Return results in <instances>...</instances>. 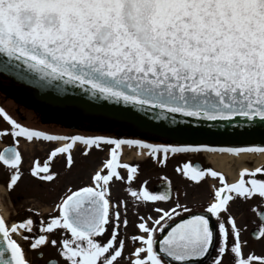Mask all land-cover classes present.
Returning <instances> with one entry per match:
<instances>
[{
  "label": "snow or ice",
  "instance_id": "6c2138e0",
  "mask_svg": "<svg viewBox=\"0 0 264 264\" xmlns=\"http://www.w3.org/2000/svg\"><path fill=\"white\" fill-rule=\"evenodd\" d=\"M0 53L23 61L45 80L87 87L94 97L152 112L155 120L181 114L197 121L264 125V0H0ZM0 115L10 125L0 135H11L16 144L21 137L64 142L52 147L43 163L33 161L30 173L43 181L57 175L50 162L58 154H67V167L72 166L75 142L88 146L84 155L93 147L103 151L105 144L114 146L90 184L66 189L55 205L58 215L38 222L28 216L11 225L0 217V264H30L14 234L30 241L32 250L55 248L57 258L46 264H194L213 247L216 254L209 264H225L226 256L227 264H264V255L244 253L247 241L229 211L235 200H258L250 206L260 221L252 235L264 241V178H257L264 176V167H244L228 182L211 168L177 166L193 182L206 174L219 179L206 207L197 211L180 203L178 194L173 201L169 188L150 190L147 180L131 187L138 166L121 163L118 151L125 144L145 147L163 165L169 152H264V146L217 149L104 135H53L21 125L3 108ZM170 123H177L175 115ZM22 159L16 146L0 151V162L11 170L8 189L20 179ZM120 168L127 170L126 178ZM125 179L133 211L139 205H169L150 209L155 216H138V231L131 236L121 235L129 224L128 201H113L110 191L114 180ZM58 229H64L62 238L50 240L48 234ZM126 239L135 244L127 256Z\"/></svg>",
  "mask_w": 264,
  "mask_h": 264
},
{
  "label": "rangeland",
  "instance_id": "374dc122",
  "mask_svg": "<svg viewBox=\"0 0 264 264\" xmlns=\"http://www.w3.org/2000/svg\"><path fill=\"white\" fill-rule=\"evenodd\" d=\"M3 102L14 109L15 105L9 101L2 98ZM13 104V105H12ZM20 116L24 117V122H28L31 125L38 127V129L50 131L54 134H63L68 133V130L64 129L63 126L60 124H52L50 126H46L45 124H39L32 121L31 113L27 110L21 109ZM22 120V121H23ZM111 123H104L103 127H105L102 131H108ZM109 132V131H108ZM71 134H85L83 131H70ZM86 134H90L89 131ZM104 136H109V134H103ZM7 137L1 136L0 137V147L6 142ZM18 150L22 154V163L20 165V172L21 176L18 182L11 188L8 189L5 183H8L9 175L8 171L0 164V206L3 212L1 215L5 221L11 225L14 222H18L28 216H31L35 221H39L41 218L47 220L50 215H58L59 213L55 210V205L59 202L61 196L65 193V186H64V173L66 170L64 169V158L65 154H58L53 160L50 162L51 164V171L56 172L57 175L55 178L48 182L40 180L30 173V168L34 160L39 159L41 163H43L50 152L52 147L57 146V144H61L63 141L59 142H49L45 140H37L34 139L33 141L29 142L27 140L18 139ZM110 146L105 144L103 146L104 150H92L88 152V154L83 157L81 156V151L83 149V145L75 144L74 148L71 151L72 158L74 159L72 169V176L74 173L77 174L79 170V165L81 162H86L88 168L92 166L91 170L94 171L93 162L96 158L106 159L108 157V151ZM133 148L126 147L123 145L122 148V156L120 155V159L127 163L137 165L138 172L135 175L134 180L131 182V187L138 188L139 185L147 180L150 190L155 183L159 181L162 175V169L160 165L157 166L149 156L146 159V156L149 155L148 152L142 148L141 152L138 150H131ZM100 155V156H97ZM207 161V158L205 159ZM209 162V161H208ZM101 163L98 165L100 166ZM121 175L125 178L127 176L126 169H120ZM182 175V174H181ZM172 176V174H170ZM231 178L232 180L236 179ZM76 178H73V180ZM182 187L181 191L179 190L178 195L183 199L186 203V206H206L209 202V198L212 192V186H220L219 179H214L209 176H205L201 179L200 182H194V184L189 183L188 178H185L182 175ZM77 182V180H76ZM72 182L71 184H73ZM129 186V182L126 181H118L114 180V201L118 199H125L128 201V220L129 224L126 230H121V235L124 236L125 232L128 236H131L136 231H138L134 225L137 222L138 216H147L153 215L155 216V212H150V209L154 207H162L163 204L155 205V204H148L139 205L137 206V211H133L134 201L133 198L128 194L126 188ZM194 196L192 198L191 196ZM112 198V197H111ZM192 201V203H189ZM258 200H249L245 206L246 209L243 213V216L240 217V212H242L241 206L243 203L234 201L232 202L229 211L232 215L235 216L238 226L241 228V239L247 241L246 246L244 247L243 251L245 254L249 252H253L256 255H264V241L254 239L250 235L249 225L247 224L248 221L245 218H249V221L254 219L255 212L251 211L250 206L253 204H257ZM239 206V207H238ZM243 207V206H242ZM34 210V211H30ZM123 211V210H122ZM239 216V217H238ZM111 226H109L110 228ZM64 232V229H58L57 231L48 234L49 239H57L60 240L61 233ZM28 235V233H25ZM159 236V234H158ZM13 238L17 239L18 242L22 245L26 258L30 261V264H45V261L49 259H56L57 252L56 249L51 247L50 245L44 246L42 248H38L37 250H32L30 248V241L23 240L20 238L19 235L14 234ZM106 237H101V239H105ZM135 246L134 242L131 240L126 239V248H125V256L128 255V252ZM42 253V254H41ZM216 254L215 247L211 250L210 254L204 258L200 262H196L194 264H209L212 257ZM38 255H41L40 257ZM227 256L225 257V264H227ZM123 264V261L121 262Z\"/></svg>",
  "mask_w": 264,
  "mask_h": 264
},
{
  "label": "water",
  "instance_id": "95a60500",
  "mask_svg": "<svg viewBox=\"0 0 264 264\" xmlns=\"http://www.w3.org/2000/svg\"><path fill=\"white\" fill-rule=\"evenodd\" d=\"M0 74L11 83L19 84L29 91L34 98L33 103H36L34 108L39 110L40 105L49 106L60 112L71 110L80 117L100 119L105 123L126 127L138 135H149L179 144H208L217 149L264 146V125L259 122L249 125L238 120L197 121L181 114H169L168 120H155L152 112H140L123 102L94 97L87 87L67 84L58 79L45 80L28 68L23 61L9 60L2 53ZM173 115L176 117V124L170 123ZM164 187L169 188L167 184L160 182L154 185L153 190H161ZM250 235L256 239L252 233Z\"/></svg>",
  "mask_w": 264,
  "mask_h": 264
},
{
  "label": "flooded vegetation",
  "instance_id": "af4514ba",
  "mask_svg": "<svg viewBox=\"0 0 264 264\" xmlns=\"http://www.w3.org/2000/svg\"><path fill=\"white\" fill-rule=\"evenodd\" d=\"M2 98H5V100L11 101L15 105L14 109H11L10 107H8L3 102ZM33 102H34V98L29 91L25 90L19 84L11 83L5 76L0 75V108H3L5 110V112H7L13 119H15L18 123H20L23 126L30 127V128H33V129H36L39 131H45V130L38 129V127L31 125L28 122H24V120H23L24 117L20 116L21 109L29 111L32 115V117H31L32 121H34L36 124L37 123L45 124L46 126H50L54 123L60 124L61 126H63L64 129L68 130V133H63L61 135H69V136L75 135V134H71L70 131H74V130L76 131L77 130V131H83L85 133L83 135L109 134V137L121 138V139H142V140L146 141L147 143L179 144V143L167 141V140L160 139V138L153 137V136H149V135H138V134H135L129 130H127V131L124 130V131H120V132L114 131V124L111 125L112 128L109 132L108 131H102V126H103L104 122L100 119H90V118H86V117H80L76 114L75 111H71V110L60 112V111H57V110H55L49 106H45V105H40V110H39V109L34 108V104H36V103H33ZM37 106H38V104H37ZM8 127H10V125L8 124L7 121H5L3 119V116L0 115V130H2L4 128H8ZM88 131L90 134H86ZM45 132H48V133L53 134V135H58V134H54L53 132H50V131H45ZM1 136L7 137V140L0 147V151H2V149L9 147V146H16L18 148V144L15 143V141L13 140L11 135H0V137ZM20 139L26 140V138H22V137ZM40 140H42V139H40ZM52 142H59V141H52ZM62 143H64V142H62ZM75 144L83 145V149L81 151V154H82L81 156L85 157L86 155H84L83 153H84V150L88 146L82 144L81 142H75L74 145ZM74 145H73V149H75ZM57 146H59V144H57ZM108 146H110L109 148L114 147L113 145H108ZM125 146L133 148L131 150H136V151L139 150L140 152H141L142 148H144L146 152H149V150L145 147L130 146V145H126V144H125ZM122 148H123V145L118 150L120 152L121 156H122ZM235 148H245V147H235ZM92 150H98V149H95L93 147V148L89 149V152H91ZM70 151H72V150H70ZM208 153H219V154H227V155L238 154V153H229L226 151H219V150H217V151L199 150V151H187V152H178V153L169 152L167 154V157H166V163L163 165L158 164L150 155H147L146 159H148L150 156V158L152 160H154V163L156 166H157V164L160 165V168L162 169V175H161V178L159 179V181L157 183L161 182V183H164L165 185L167 184L169 189H170L171 199L173 201H175L177 194H178L179 190L181 191V187H182V181H181L182 175H181V173H178L176 171L177 166L182 165L183 163H192L193 165H199L203 169H206V168L213 169L211 163L208 162L209 160L208 159H207V161L205 160L207 158L206 154H208ZM239 153H245L247 155H254L255 156L259 153H264V152L243 151V152H239ZM160 155L163 157L164 154L161 153ZM97 156H100V155H97ZM119 160L121 163H127L125 161H122L120 159V156H119ZM73 163H74V159H73ZM99 163H101L100 157L96 158L93 162L94 171L99 167V165H98ZM0 164L5 168V170L8 171V175H9V179H10L11 170L8 167H6L5 165H3L2 162H0ZM63 166H64V169L66 170V172L64 173L65 192H66V189H68L69 187H71L73 190H75V188H77V187H82V186H85V185L91 183L90 177L94 173V171L93 170L91 172L88 171V170H91L92 166H90V168H88L86 162L83 161L80 163L78 173L77 174L74 173V176H72L73 171L71 169L73 164L70 168L67 167V154H65ZM257 166L264 167V164L255 165L252 158L250 157V158H246V160L244 161V166H242V168L247 167L249 169H252V168H255ZM120 169L122 170L124 168H120ZM236 169H238V167ZM170 174H172V176H170ZM223 175L226 177L228 182L233 181L232 179H230V176H228L226 174H223ZM205 176L211 177L210 174H206ZM237 177H238V175H237ZM73 178H76V179L73 180ZM165 178H167V179L165 180ZM257 178H264V176H261L258 174ZM214 179H218V178H214ZM76 180H77V182H76ZM188 181H189V183L194 184V182L191 181L190 179H188ZM72 182H74V183L71 184ZM157 183H155V184H157ZM5 184L7 186V183H5ZM153 187H152V190H153ZM164 188H161V190H163ZM110 191H111L112 200L114 201V181L110 185ZM191 197L194 198L195 195L194 196L192 195ZM238 201L243 203V205H242L243 207L241 206L242 212H240V215H239L240 217H242L243 213L246 209L245 204L249 200L248 201H242V200L238 199L237 202ZM179 202L186 205V203L183 201V199H181V197H180ZM189 203H192V201H189ZM162 204H163L162 207H168L169 206V205L164 204V203H162ZM187 207L193 208L197 211H202L206 206H187ZM245 219L248 221L247 224L249 225L250 234H251L253 232V230L259 225L260 221L257 218L256 213L254 214L253 220L251 219L249 221L248 217ZM213 222H215L214 218H213ZM166 230L167 229H165V231ZM109 231H110V228H109ZM159 236H160V234H159ZM38 256L40 257L41 255H38ZM49 260H54V259H49ZM202 260L203 259H201L200 261H202ZM200 261H196V262L198 263ZM196 262H194V263H196ZM45 264H46V261H45Z\"/></svg>",
  "mask_w": 264,
  "mask_h": 264
},
{
  "label": "bare ground",
  "instance_id": "6f19581e",
  "mask_svg": "<svg viewBox=\"0 0 264 264\" xmlns=\"http://www.w3.org/2000/svg\"><path fill=\"white\" fill-rule=\"evenodd\" d=\"M2 76L4 75L2 74ZM206 156L215 171L226 174L231 178L237 177L240 169L244 166L246 158L251 157L255 165L264 164V153H259L255 156L247 155L245 153H238L234 155L208 153ZM237 167L238 169H236Z\"/></svg>",
  "mask_w": 264,
  "mask_h": 264
},
{
  "label": "trees",
  "instance_id": "16d2710c",
  "mask_svg": "<svg viewBox=\"0 0 264 264\" xmlns=\"http://www.w3.org/2000/svg\"><path fill=\"white\" fill-rule=\"evenodd\" d=\"M106 127H109L108 131L111 130L112 126H106ZM105 127L102 126V129H104ZM125 129L121 128V127H118V126H114V131H124ZM126 131V130H125Z\"/></svg>",
  "mask_w": 264,
  "mask_h": 264
}]
</instances>
